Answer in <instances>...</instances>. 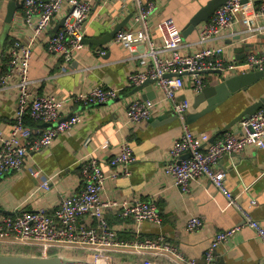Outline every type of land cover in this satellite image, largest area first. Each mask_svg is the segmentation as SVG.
I'll list each match as a JSON object with an SVG mask.
<instances>
[{
    "label": "built area",
    "instance_id": "1",
    "mask_svg": "<svg viewBox=\"0 0 264 264\" xmlns=\"http://www.w3.org/2000/svg\"><path fill=\"white\" fill-rule=\"evenodd\" d=\"M132 2L135 8L133 27L119 31L114 39L140 64L131 70L127 87L136 88L151 79L159 96L157 99H132L124 125L134 127L145 123L160 106L171 110L182 126V133L172 142L161 173L183 193L189 191L193 181L208 180L241 214L242 224L216 232L202 261L187 258L163 233L154 238L145 236V224L162 229L163 219L155 198L114 199L104 196L107 183L131 176V167L137 160L131 142L124 140L117 153L109 159L108 170L103 168L97 155L84 157L80 168L82 187L78 192L64 196L53 210L45 206L34 210L18 209L17 215L1 218V249L31 247L43 255L55 254L97 264H215L218 249L244 226L254 230L264 244V225L240 203L238 196L229 191L225 183L226 173L219 167L224 155L243 152L249 146L264 149V108L250 119L240 121L241 133H225L211 141L208 133L191 129L187 117L192 105L188 98L180 96L186 88L199 95L207 85V74L221 80L237 73L264 70V50L251 51L243 60H237L226 55L225 46L213 44L239 20L242 10H250L262 20L263 24L256 30L263 33L264 0L227 1L208 22L199 26L198 48L194 50L186 44L174 19L167 18L152 24L157 10L154 0ZM92 3L91 0H23L20 20L29 37L26 42L17 39L10 46L8 67L0 78V90L12 84L10 81H15L17 91L12 129L5 134L0 128V180L9 172L21 170L30 151L49 148L60 134L82 121L83 116L79 112L62 119L67 115V104L80 103L90 107L120 97L121 89L100 84L76 91L66 98L56 94H37L31 89L29 71L35 41L57 20L65 18L63 27L49 38L47 46L65 67H70L75 62V54L85 46L84 26ZM97 53L104 55L106 51L100 49ZM27 113L37 122L50 126L47 125L35 137L33 129L24 122ZM108 143L106 141L99 148L106 149ZM39 174V171L33 172L35 177ZM51 179H45L27 199L33 198L40 189L47 190ZM252 202L255 203L254 200ZM111 211L118 214L119 224L109 222L107 215ZM202 226L201 218L193 215L186 222L185 230L194 233ZM123 231H131L132 237L124 239Z\"/></svg>",
    "mask_w": 264,
    "mask_h": 264
},
{
    "label": "crops",
    "instance_id": "2",
    "mask_svg": "<svg viewBox=\"0 0 264 264\" xmlns=\"http://www.w3.org/2000/svg\"><path fill=\"white\" fill-rule=\"evenodd\" d=\"M91 1V12L84 26L85 38L102 42V38L120 24H124L121 30L133 27L135 8L132 0ZM154 1L157 10L152 24L172 18L182 30L208 0ZM8 2L4 0L0 9V78L5 75L8 67V44L17 39L26 42L29 37L28 30L20 20L23 9L17 11L12 23H6ZM239 15V20L227 28L213 44L225 46L228 57L243 60L251 51L264 50V32L256 30L263 22L250 10H242ZM127 19L129 21L125 23ZM61 20L48 27L35 41L29 71L32 91L37 94H56L63 98L98 84L122 91L118 99L102 105L85 107L80 103L67 104V115H63L62 119L79 112L83 116L82 121L60 134L49 148L30 151L21 170L9 172L0 180V219L15 216L20 210H34L41 206L53 210L64 196L78 192L82 187L80 168L84 157L97 155L103 168L108 170L109 159L117 153L121 143L127 140L131 142L137 157L131 167V176L109 181L104 196L114 199L155 198L163 219L162 229L145 224L144 235L154 238L163 233L187 258L202 261L212 236L218 231L242 224L241 214L229 204L227 196L206 179L193 181L187 193L173 186L171 179L161 173V168L167 162L172 142L182 133L176 115L160 106L145 123L134 127L125 126L129 102L135 97L145 99L144 96L149 94L151 99H157L158 91L152 85L137 92L127 87L131 70L140 64L130 57L121 44L114 41L115 37L104 44H85L75 54V62L65 67L59 57L48 51L47 46ZM198 41L199 27L185 39L192 50L198 48ZM100 49L106 53L99 55L97 50ZM219 81L213 74L206 75L207 85ZM10 83L0 90V128L5 134H9L12 129L17 105L15 81ZM180 96L188 98L191 105L196 97L190 88L182 90ZM263 97L264 78L246 90L233 94L216 110L189 125L196 132L208 133L211 138L221 137L225 133H241L240 122L228 131L224 130L250 104ZM206 105L203 102L199 109ZM167 112H170V117L160 120ZM24 122L33 129L35 137L47 127L45 123L34 120L29 113L25 114ZM88 138L90 142L86 143ZM106 141L109 142L108 147L99 148ZM219 167L226 173L225 183L229 191L238 196L240 203L264 225V149L249 146L243 152L224 155ZM34 171H39V176H33ZM47 178H52L49 188L40 189L33 198L27 199ZM193 215L201 218L203 226L197 232L189 233L185 230V224ZM107 217L112 225L121 221L114 211L109 212ZM122 237L130 239L132 232L123 231ZM215 264H264V244L254 230L244 226L218 249Z\"/></svg>",
    "mask_w": 264,
    "mask_h": 264
},
{
    "label": "water",
    "instance_id": "3",
    "mask_svg": "<svg viewBox=\"0 0 264 264\" xmlns=\"http://www.w3.org/2000/svg\"><path fill=\"white\" fill-rule=\"evenodd\" d=\"M229 0H208L190 19L188 24L184 29L181 30L183 38L186 39L190 34H192L196 29L203 23L208 22L210 18L214 15L216 10L227 3ZM4 0H0V9L2 8ZM23 8V0H9L6 4V23L10 24L13 22L14 17L19 9ZM129 19L126 20L127 23ZM65 23V18L59 22L56 27L58 31L63 27ZM124 24H120L112 32L107 34L102 38V42H98L97 39L85 38V44H104L110 41L115 35L124 27ZM237 39H240L239 37ZM264 78V70L249 71L244 73H237L229 75L221 79L218 83L214 85H206L202 92L197 95L191 106V112L187 117V123L193 124L198 121L201 117L208 113L216 110L220 105H222L227 99H229L233 94L239 92L240 90H246L249 86L253 85L260 79ZM154 80H147L142 86L134 88V92L141 90L142 88L152 85ZM151 94L144 96L145 99H151ZM153 96V95H152ZM206 102L207 105L199 109V106ZM264 108V97L257 102L250 104L245 110H243L232 122H230L226 128L225 132L236 125L242 120L250 119L255 115L260 109ZM170 112L165 113L159 119H167ZM170 117V116H169ZM159 122V121H158ZM157 121L155 123H158ZM50 126V124H45ZM216 136L212 137L211 141H214ZM188 157L185 155V158ZM0 264H97V263H87L79 260H73L60 255L55 254H36V253H13L8 249H0Z\"/></svg>",
    "mask_w": 264,
    "mask_h": 264
},
{
    "label": "trees",
    "instance_id": "4",
    "mask_svg": "<svg viewBox=\"0 0 264 264\" xmlns=\"http://www.w3.org/2000/svg\"><path fill=\"white\" fill-rule=\"evenodd\" d=\"M13 41L14 40H12L8 45L11 46L13 44ZM6 49H8V47H6ZM6 58L9 60L8 56H6ZM6 58H4L5 61L7 60ZM10 251L13 252V253H27V254L28 253H36V254H40V252L36 248L24 247V246H21V247H10Z\"/></svg>",
    "mask_w": 264,
    "mask_h": 264
}]
</instances>
